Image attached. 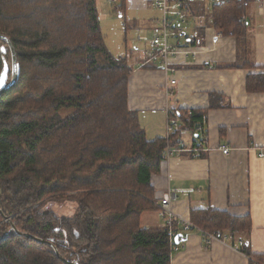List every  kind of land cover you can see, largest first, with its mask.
I'll return each mask as SVG.
<instances>
[{"label":"trees","instance_id":"16d2710c","mask_svg":"<svg viewBox=\"0 0 264 264\" xmlns=\"http://www.w3.org/2000/svg\"><path fill=\"white\" fill-rule=\"evenodd\" d=\"M252 1L217 3L207 14L210 27L236 40L231 67L256 68L245 40ZM111 3L126 19V0ZM154 9L158 16L139 38L141 52L162 32V12ZM166 21L182 41H194L179 17L169 13ZM0 34L20 69L0 95V264H170L179 245L169 235L176 220L142 227L140 217L158 213L151 177L160 172L167 143L179 148L181 132L201 125L207 109H176L178 125L168 140L147 139L128 106L132 66L127 54L107 48L97 0H0ZM4 63L9 81L11 53L0 40V73ZM245 89L264 92V73L248 74ZM52 200L75 203V212L57 215L46 208ZM190 221L217 238L249 229L248 219L220 210H192ZM241 251L251 264L264 262L245 245Z\"/></svg>","mask_w":264,"mask_h":264},{"label":"crops","instance_id":"0c3cea01","mask_svg":"<svg viewBox=\"0 0 264 264\" xmlns=\"http://www.w3.org/2000/svg\"><path fill=\"white\" fill-rule=\"evenodd\" d=\"M151 2L126 0V10L154 9ZM200 3H189L183 27L186 36L194 39L192 42L186 38L195 54L172 59L168 73L161 67L140 66L143 59L139 46L143 40L139 38L145 34L151 16L137 23L131 19V29L139 27L141 32L132 33L129 41L127 18H122L121 56L127 54L132 66L128 106L137 112L139 125L149 140L166 137L167 107L207 109L201 130L184 129L179 144L183 149L164 157L160 172L151 177L154 199L160 201L170 194L169 206L178 219L190 221L192 210L207 209L248 219L249 229L233 238L225 232L222 238H213L205 246L198 230L186 232L176 223V232L184 239L173 250L170 264H251L250 257L241 251L242 246L251 254L264 257V156H259L264 151V92H247L245 80L250 73H264V1L250 2L244 17L248 23V59L256 68L231 67L237 51L234 38L224 37L212 27L203 28L199 34L205 17ZM154 11L152 18L158 16V11ZM147 46L146 41L142 49ZM169 79L176 83L170 86L172 96L166 99L163 85ZM211 93L216 94L212 99ZM223 148L228 149L227 153L222 152ZM141 224L162 226L163 218L157 211L145 213ZM240 241L243 245H239Z\"/></svg>","mask_w":264,"mask_h":264},{"label":"built area","instance_id":"2783aa9c","mask_svg":"<svg viewBox=\"0 0 264 264\" xmlns=\"http://www.w3.org/2000/svg\"><path fill=\"white\" fill-rule=\"evenodd\" d=\"M191 1L192 0H152L151 6L160 9L162 12V17H163L162 32L160 35L152 37L149 41V48L142 51L143 61L140 62L141 65L158 64L165 73H168L169 69H172L170 67V63L172 62V59L179 57L185 58L188 57L189 54L190 55L195 54L193 47H190L192 46L190 45V42L187 40L182 41L177 36L176 30L174 29L169 30L166 21L167 14L173 13L175 16L179 17L180 19L179 23L182 27H184V25H186L187 23V14H188L187 7L189 3H191ZM201 1H205L207 9H210L212 5L228 0H201ZM257 1L263 2L264 0H257ZM175 83H176L175 79H169V81L164 83L163 89L166 99H170V97L172 96V91L170 89V86ZM166 110H167L166 139L168 140L169 133H171V131L177 128L178 119L176 116V109L167 107ZM196 130L200 131L201 126L200 125L197 126ZM181 148H182L181 146H179V148H173L167 143L164 151L165 158L170 157L176 151H179ZM227 151H228L227 148L222 149L223 153H227ZM259 156H264V151L260 152ZM170 197H171L170 194H167L164 197H162L160 201H155L154 203L159 209L158 214L163 218L162 226L165 227L170 226L172 220L176 218L169 206ZM175 220L176 223L181 225L183 231L189 232L192 230H198L203 237L208 238V242L213 238H217L213 234L206 233L204 230L198 228L191 221L183 220L181 218L179 219L176 218ZM169 235L174 238L177 235V232L170 230ZM239 245H243V242L240 241ZM177 248L178 246L174 247V249ZM254 264H264V262L260 263L254 261Z\"/></svg>","mask_w":264,"mask_h":264},{"label":"rangeland","instance_id":"374dc122","mask_svg":"<svg viewBox=\"0 0 264 264\" xmlns=\"http://www.w3.org/2000/svg\"><path fill=\"white\" fill-rule=\"evenodd\" d=\"M201 8L205 11L204 17V30H209L211 27L208 24L207 14L208 9L205 3H200ZM98 12L100 15V25L102 29V34L105 40V44L109 51L114 55H122L124 53V43L123 39V20L122 18L113 11V5L111 0H97ZM153 10V11H152ZM154 9L148 10H127V24H126V34L127 39H131L132 33L136 35L138 32H141L139 27L136 29H131V19L136 20H147L149 16H154ZM145 34H143L144 36ZM150 37V36H147ZM48 201L46 208L52 209L57 215H67L71 216L76 209L75 203L72 202H59V201ZM150 213V212H149ZM145 214V213H144ZM143 215V214H142ZM141 215V216H142ZM141 224V217H140ZM143 227V225L141 224Z\"/></svg>","mask_w":264,"mask_h":264},{"label":"water","instance_id":"95a60500","mask_svg":"<svg viewBox=\"0 0 264 264\" xmlns=\"http://www.w3.org/2000/svg\"><path fill=\"white\" fill-rule=\"evenodd\" d=\"M0 40H4L6 42V44L8 45L9 49H10V53H11V69H10V73H11V76H10V80L7 81V74H8V66L6 63H4V66L2 68V71L1 73H3L2 77H0V95L1 93L6 90L7 88L13 86L15 84V82L17 81L18 79V76H19V66H18V63L16 62V56H15V51H14V48L10 42V40L0 34ZM13 229L15 231H17L14 227ZM18 234H20L19 231H17ZM26 237H29V238H32L36 241H39L38 238H35L33 237L32 235L30 234H25ZM181 239H184V237L182 236V234H177L175 237H174V241L176 244H178L180 242ZM73 264H77V263H73Z\"/></svg>","mask_w":264,"mask_h":264},{"label":"snow or ice","instance_id":"6c2138e0","mask_svg":"<svg viewBox=\"0 0 264 264\" xmlns=\"http://www.w3.org/2000/svg\"><path fill=\"white\" fill-rule=\"evenodd\" d=\"M3 73H0V77H2Z\"/></svg>","mask_w":264,"mask_h":264}]
</instances>
